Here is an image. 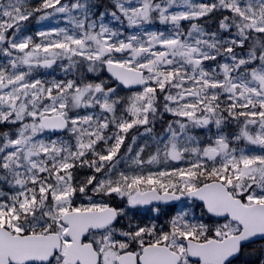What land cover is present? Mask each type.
<instances>
[{
	"label": "snow or ice",
	"instance_id": "obj_1",
	"mask_svg": "<svg viewBox=\"0 0 264 264\" xmlns=\"http://www.w3.org/2000/svg\"><path fill=\"white\" fill-rule=\"evenodd\" d=\"M96 7L89 0H41L36 7L0 0L7 61L0 63V124L14 126L0 134V264H233L246 245L264 240V0H113L112 11ZM56 14L73 27L22 32L30 18ZM107 17L138 31L125 34ZM213 18L215 30L200 23ZM155 21L172 31L144 30ZM181 21L189 22L187 31ZM65 59V72L106 67L118 86L141 90L121 96L103 80L32 78L35 69ZM163 113L177 119L155 138L147 160L146 145L130 163L118 156L130 129L151 134ZM229 121L237 132L224 133ZM210 125L216 132L201 146L194 130ZM49 133L68 138H44ZM80 168L92 175L79 179ZM78 196L87 202L77 203ZM113 197L129 207L199 201L219 222L198 217L201 205L193 203L167 230L155 223L118 227L127 212L109 202Z\"/></svg>",
	"mask_w": 264,
	"mask_h": 264
},
{
	"label": "rangeland",
	"instance_id": "obj_2",
	"mask_svg": "<svg viewBox=\"0 0 264 264\" xmlns=\"http://www.w3.org/2000/svg\"><path fill=\"white\" fill-rule=\"evenodd\" d=\"M62 3H66L71 5L72 3L75 2V0H61ZM91 4L96 5V8H93V12H103L105 10L112 11L114 10L113 7V0L103 2L102 0H89ZM41 3V0H30V4L33 7L39 6ZM50 11V10H49ZM74 15H77V13H73ZM111 21V17H107L105 19V23H109ZM182 22V21H181ZM111 26L113 27H118L120 28L125 34H131L133 32L138 31L137 29L134 28H129L126 24H119L116 21H111ZM67 27L71 29L73 26L71 25L70 21L66 18L64 14H56L53 16L48 17L47 19L43 21H38L36 18H30L28 21L24 22L22 32L26 35H34L36 32L41 31V30H49L51 28H64ZM188 27L185 29L187 31ZM144 30L148 32H165L168 33L172 31V29H163L159 27V25L154 22L150 25H145ZM37 42H39L38 37H34ZM6 58L0 54V63H6ZM68 66V61L65 60H58L51 68H37L33 71L32 73V78L33 79H41L45 81H60V80H67V79H73L76 80L78 83L81 82V80L86 81V82H99L100 80L105 81L106 84L112 87H117L118 84L114 82V80L109 77L106 72L105 68L97 71V72H87L86 71V65L78 66L77 69H73L71 71L65 72L63 69L67 68ZM214 66V64H213ZM80 75V76H79ZM141 89L138 90H131L127 91L123 89L122 86H118V91L121 96H128L131 95L132 93L136 91H140ZM75 111H78L81 115L87 114L88 112L92 111V109H77ZM97 112H99V109H96ZM174 119H177L174 117L171 113H163L162 115L158 116L157 119L153 122L152 124V133H145L144 132V127L140 126L139 128H133L129 130V133L127 134L124 144L121 147L120 153L118 156H127L128 157V162L130 163V158L135 155L136 151L141 147L145 146V151L141 154L142 158L147 160L148 157L155 152V138L159 135H161L164 131V129L167 127V122L172 121ZM0 125H5L7 126V132H12L14 131V126L9 125V124H0ZM18 127V125H17ZM211 129V131H209ZM209 129H195L194 134L198 136V138L201 141V146L206 145L209 140L208 138L210 136H213V134L216 132L215 126L210 125ZM114 129H109L108 132L110 134L111 131ZM223 131L225 134H232L238 131L237 123L235 121H229L224 127ZM59 135H64L65 138L67 139L68 137L65 134H59ZM58 136L57 134H46L44 138H56ZM133 137L136 138L135 144H133ZM2 142V141H0ZM129 146H132L133 151L132 153H127V148ZM240 147L245 148L246 150L250 149L256 154L260 153L259 147L258 146H252V145H246L244 142H241ZM98 147H103V145H99ZM169 167H174V166H184L182 163L179 162H170ZM118 167L123 170L125 168V163L124 161H121L118 164ZM164 165H151L147 167V170L150 171H157L163 168ZM75 175L83 180L85 177L92 175V170L89 168H80L76 171ZM0 187H4L3 185H0ZM5 190L7 188L5 187ZM118 198V197H117ZM111 201V200H110ZM87 198L83 196H78L77 197V203H86ZM193 201H183L181 204L178 206V211L183 208L192 205ZM196 204V203H195ZM113 205V204H112ZM198 205V204H197ZM123 208H125L127 215L120 220V225H128L132 224L135 225L137 224L138 221H143V217L145 221L148 223H155L157 225L163 226V223H159L154 221L155 217L162 216L164 213V209L162 207H154L151 209H141V208H132L127 206V204L122 205ZM195 214L199 216H203L202 213V205L200 207H196L194 209ZM204 221L207 223H218L217 221L213 220H208L207 217H204ZM168 222V221H167ZM256 250L255 255H248L247 257H240L238 260L233 262V264H247L248 262L250 264H262L264 262V256H261L260 254V249L264 247V241L261 243H255L252 245Z\"/></svg>",
	"mask_w": 264,
	"mask_h": 264
},
{
	"label": "trees",
	"instance_id": "obj_3",
	"mask_svg": "<svg viewBox=\"0 0 264 264\" xmlns=\"http://www.w3.org/2000/svg\"><path fill=\"white\" fill-rule=\"evenodd\" d=\"M103 2H107V1H111V0H102ZM209 24L211 23H214V18L213 19H209ZM159 25H167V26H172L170 23L169 24H164V23H161L159 21H156ZM183 25H186L185 22H183ZM80 76V75H79ZM161 102H162V99H161ZM7 126L5 125H0V134L4 133V132H7ZM117 201L118 205H122L124 202H125V199H121V198H117V197H113L111 199V201ZM174 216V212L173 210H168L167 211V217H173ZM145 217H143V221H138L137 224H140V225H144V224H147V222L144 220ZM216 221V219H215ZM256 249L252 246H247L244 248L243 252H242V255L241 257H247L248 255H255V251ZM247 264H250L249 262Z\"/></svg>",
	"mask_w": 264,
	"mask_h": 264
},
{
	"label": "water",
	"instance_id": "obj_4",
	"mask_svg": "<svg viewBox=\"0 0 264 264\" xmlns=\"http://www.w3.org/2000/svg\"><path fill=\"white\" fill-rule=\"evenodd\" d=\"M106 72L111 76V73H109L108 71H107V69H106ZM124 86V85H123ZM126 89H134V88H139V87H141V86H139V85H132V86H124ZM180 201H170V202H153L152 204H150V205H142V206H145V207H150V206H153V205H160V204H165V205H169V204H176V203H179ZM257 240H261V239H255V241H257Z\"/></svg>",
	"mask_w": 264,
	"mask_h": 264
}]
</instances>
